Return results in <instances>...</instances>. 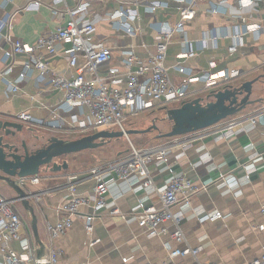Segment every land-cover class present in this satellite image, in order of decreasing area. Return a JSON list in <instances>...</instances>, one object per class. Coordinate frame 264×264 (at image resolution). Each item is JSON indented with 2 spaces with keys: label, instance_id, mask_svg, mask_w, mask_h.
I'll return each instance as SVG.
<instances>
[{
  "label": "crops",
  "instance_id": "1",
  "mask_svg": "<svg viewBox=\"0 0 264 264\" xmlns=\"http://www.w3.org/2000/svg\"><path fill=\"white\" fill-rule=\"evenodd\" d=\"M39 1L43 4L37 9H22L26 0H0V19L11 14L9 20L11 25L3 30L4 33H9L12 39L33 43L43 32L54 30L57 18L46 5L49 0ZM165 1L168 2V6L152 12L143 5L139 7L140 17L134 22L140 30L133 36L127 35L123 29L111 23L110 13L120 6L119 0H93L89 16L86 12L81 16L93 21L96 27L95 38L102 39L111 50L108 65L119 69L116 76L111 79L113 83L122 85L127 79L123 66L124 49L132 47L136 59L131 68H136L155 50V21L174 23L178 19L180 3L176 0ZM74 3L73 0L67 1L68 6ZM209 5L208 1H199L197 14L185 23L187 37L195 49L193 55L179 56L181 50L179 33H174L168 45L164 66L174 82L180 81L183 75L175 67L178 62L197 72L205 70L209 61L214 60L217 68H237L240 71V78L256 75L257 69L264 63V27L257 34L254 32L243 34L241 42L233 52L227 50L231 44L229 36L208 39L204 46L200 43V39L207 35L238 31L243 22L262 23L264 3L258 1L238 9L237 0H226L225 12L218 13L209 12L207 10ZM234 13H240L242 17H233ZM9 45V42H5L3 47H0V58L3 54L2 49L8 48ZM63 46L65 45L58 44L57 51L52 54L46 53L45 50L42 52L49 66L58 72L68 74L72 69L68 67ZM22 59L21 56L15 58L11 72L6 74L8 78L13 79L21 71ZM83 61L84 58L79 56L77 64L80 65ZM1 66L0 62V68ZM201 86L202 83L199 81L192 84V87L196 88ZM61 97L60 90L39 79L37 69L30 71L19 88L8 95L6 85L0 79V118L19 121L26 128L27 123L16 118L17 112L26 110L35 118L48 119ZM262 105L264 102L254 104L231 117L249 114ZM162 107L156 106L141 113L150 118L153 114L160 113ZM77 110L74 109L72 113L78 112ZM60 113L64 117V123L61 128L52 129L58 133L70 127L69 121L72 117L71 112ZM132 119L134 116L129 117L127 122L130 124ZM80 133L77 131L72 137ZM167 139L161 138L148 147L161 144ZM97 148L71 153V156L66 158L68 163L66 169L42 172L38 175L40 177L38 183L29 184L32 191L45 190L40 199H33L38 233L45 246L49 245L46 223L54 222L58 218L56 206L66 199L67 191L63 186V177L75 174L77 190L79 192L90 190L93 181L88 176L89 168L105 162L104 158H107L103 157V151ZM120 150L122 149L111 151V154L115 153L118 156L126 151ZM204 152L210 155L209 161L201 159ZM258 155H261V160L252 163V159ZM168 160L172 172L162 164L150 165L153 181L159 190L165 187L173 174L183 173L199 184L208 178H216L222 171L230 172L237 177L241 193L235 195L233 189L225 184L211 182L206 188L193 194L189 203L178 201L172 209L180 211L183 215L180 226L185 237L184 240L178 241L170 235L175 227L172 221L165 222L164 226L167 229L165 232L153 235L138 224L137 216L122 218L109 214L108 211L112 207H118L121 212L126 213L138 200H142L144 204L159 203L154 186L133 190L129 181L120 179L110 189L107 206L97 212L90 234L85 230L84 219L76 215L73 217L72 225L54 241L53 245L60 251L55 264H158L168 258L166 241L173 247H183L187 244L192 247L201 246L198 258L219 264H245L258 256L261 252L262 231L256 225L264 221V213L260 210L264 205V116L259 117L255 125L245 122L243 126L226 130L224 133H214L197 139L185 149L176 148L170 153ZM244 164L249 165V168H245ZM0 192L7 197H13L12 190L1 180ZM80 210L89 211L90 207L83 205ZM216 212H221L223 216L202 222L198 220L202 215H212ZM19 213L23 220L21 233H26L31 243H36L31 232L29 212L23 208ZM94 238L99 240L91 245L90 241ZM10 244L13 248L19 249L17 241L13 240ZM194 261L195 258L191 254L177 255L172 259L174 264H191Z\"/></svg>",
  "mask_w": 264,
  "mask_h": 264
},
{
  "label": "built area",
  "instance_id": "2",
  "mask_svg": "<svg viewBox=\"0 0 264 264\" xmlns=\"http://www.w3.org/2000/svg\"><path fill=\"white\" fill-rule=\"evenodd\" d=\"M68 0H49L46 5L51 9L57 18V25L54 30L43 32L33 42H23L20 39L11 38L9 33H4V29L9 27L11 14L0 19V47L5 42H9L8 48H3L0 58L2 64L0 68V79L6 85V94L16 91L26 75L37 69L39 79L48 82L53 88L62 92V97L52 115L48 119L35 118L29 111L21 110L16 113V118L31 126H51L61 128L64 117L61 111L72 113L69 121V130L85 132L97 128H108L120 130L124 133L128 141V148L124 153L115 158L96 164L89 168L88 176L93 181L90 190L79 192L77 190L75 174H67L63 177L66 199L61 204H57L56 212L58 218L54 222L46 223V230L49 245H43V249L37 243H31L29 235L21 233L23 220L19 213L13 208L15 202L11 198L0 195V254L2 261L0 264H36L41 254L42 259H47L48 264H55L59 256V249L53 243L63 234L73 223V217L80 215L84 219V227L87 233L93 230V221L97 212L106 207L107 196L110 189L116 185L118 180L129 181L133 190L146 186H154L157 192L158 204H144L138 200L126 213L121 212L118 207L109 209V214L119 215L122 218L137 216L138 224L143 226L149 234H160L167 229L164 226L166 221H172L174 229L170 232L172 238L182 241L185 239L180 223L183 215L180 211H174L172 207L178 201L190 202L193 194L206 188L211 182H219L233 189L235 195L241 193L238 187V179L230 172H219L216 178H208L202 183H195L185 174H173L168 183L162 189H158L152 178L150 165H164L172 172L169 162L170 153L176 148H187L200 138L214 133H224L226 130L243 126L245 122L255 125L259 117L264 116V105L255 109L249 114H242L236 117L226 118L220 122L194 132L177 135L168 138L161 144L153 146L138 147L125 134V123L129 117L136 116L141 112L156 106H165L178 102L179 100L194 95L199 89H208L219 82H225L238 76L240 71L237 68H217V63L210 60L208 66L202 71H193L184 64L176 63V69L182 73L180 81L174 82L168 76L164 59L167 48L174 33L181 36V50L179 56L187 57L195 53L191 41L187 37L185 23L192 20L198 12L197 3L201 0H176L178 6V19L174 23L158 21L155 32V50L146 59L132 69L131 65L136 59L132 47L123 50V66L127 79L124 84L113 83L111 79L119 72L118 67L109 66L111 50L100 38H95L96 27L93 21L83 18L85 12L89 16L93 0H73L72 6L67 5ZM120 6L110 13L113 26L123 29L129 35H135L140 27L134 21H138L139 7L145 6L148 11H155L157 8L168 6L165 0H119ZM210 2L208 11L211 13L225 12L224 3L226 0H204ZM264 0H237L238 9H242L255 2ZM43 3L39 0H26L22 9H37ZM233 17L241 18L240 13L232 14ZM264 27V20L259 22H243L240 30L232 31L230 34L207 35L200 39L201 46L205 45L208 39H216L218 36H229L231 44L227 50L233 52L241 42V36L247 32L258 33ZM63 44V52L67 55L68 67L72 70L68 74L58 72L44 59L43 50L48 54L57 51V45ZM21 56L22 69L10 79L6 74L12 70L15 58ZM79 56L84 61L78 65ZM201 82V87H192L194 82ZM207 152L201 154L204 161L210 160ZM261 155L254 157L252 163L261 160ZM249 166V165H248ZM244 164L245 168H249ZM40 180L38 175L19 178L21 183L28 182L36 184ZM45 191L41 189L35 191L34 197L40 199ZM88 205L89 211H81V206ZM264 213V205L260 208ZM221 212L212 215L206 214L199 217V221L213 220L222 217ZM256 227L262 231L261 252L258 256L247 261L245 264H264V221ZM17 241L19 249L11 246V241ZM94 238L90 241L92 245L98 241ZM165 247L168 250V258L158 264H174L173 257L191 254L195 261L191 264H219L214 261L201 260L197 254L201 246L173 247L167 241ZM126 260V259H124Z\"/></svg>",
  "mask_w": 264,
  "mask_h": 264
},
{
  "label": "water",
  "instance_id": "3",
  "mask_svg": "<svg viewBox=\"0 0 264 264\" xmlns=\"http://www.w3.org/2000/svg\"><path fill=\"white\" fill-rule=\"evenodd\" d=\"M257 70L254 76L240 78L238 75L165 105L148 127L129 128L125 134L156 131V138H170L210 127L249 106L264 102V63ZM52 129L51 126L24 128L19 121L0 118V180L12 190L11 199L29 212L31 232L41 249L44 243L37 228L33 202L35 191L30 190V183H21L19 178L66 169L65 156L124 136L122 131L108 128L88 130L76 137H72L76 133L74 130H60L58 133ZM41 254L36 264H48L47 259L40 258Z\"/></svg>",
  "mask_w": 264,
  "mask_h": 264
},
{
  "label": "rangeland",
  "instance_id": "4",
  "mask_svg": "<svg viewBox=\"0 0 264 264\" xmlns=\"http://www.w3.org/2000/svg\"><path fill=\"white\" fill-rule=\"evenodd\" d=\"M157 115H158V113H155L150 118H148V116H146L144 113H140V114L134 116V119H132L133 121L131 120L133 123L131 122L129 124L128 122H126L125 123V128L126 129H129L130 127L138 128V129L146 128V127H148L151 124L153 118L155 116H157ZM156 123L158 125L162 126L161 123H159L157 121H156ZM26 125L30 126L28 124H26ZM34 127H40V126H34ZM155 134H156V131H151V132L142 133V134L132 133V134L129 135V138H130V140L132 141V143L135 146L145 147V146L154 144V143H156L159 140L158 138H156L154 136ZM76 136H77V134L75 135V137ZM128 146H129L128 141L125 138V136H123V137H121L119 139H112L109 142H107L106 144H104L102 146H99L97 149L99 151H103V157H107V158H104V161H108V160H111V159H113V158H115L117 156V155H115V153L111 154V151L115 152L117 149H122L120 151H123V150L127 149ZM70 156H71V154L65 156V159L67 157H70ZM0 195L2 197H5V198H10V197H7V196L3 195L1 192H0ZM13 208L16 210L17 213H19V212H21L23 210V207H22V205L19 202L18 203L14 202L13 203Z\"/></svg>",
  "mask_w": 264,
  "mask_h": 264
}]
</instances>
